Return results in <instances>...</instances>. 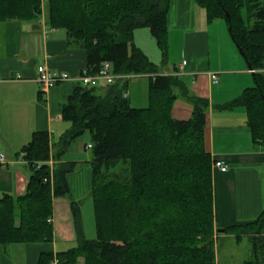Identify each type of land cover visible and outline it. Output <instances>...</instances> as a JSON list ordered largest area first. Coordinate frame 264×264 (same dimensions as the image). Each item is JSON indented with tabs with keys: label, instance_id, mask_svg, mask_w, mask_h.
I'll return each mask as SVG.
<instances>
[{
	"label": "trees",
	"instance_id": "obj_1",
	"mask_svg": "<svg viewBox=\"0 0 264 264\" xmlns=\"http://www.w3.org/2000/svg\"><path fill=\"white\" fill-rule=\"evenodd\" d=\"M208 21L225 19L228 33L252 69L254 85L214 104L245 108L254 142L264 145V0H194ZM169 0H47L46 21L65 29L69 43L86 51L87 73L103 60L122 75L149 74L148 102L134 106L123 77L102 89L76 81L61 106L68 127L53 141L35 130L21 147L30 168L22 195L0 194V245L50 242L52 197L68 196L75 243L55 251L56 264H215L211 157L203 146L206 97L189 91L176 73H162L135 44V28L147 26L162 60L168 48ZM41 0H0V22L39 15ZM191 107L187 119L171 115L176 99ZM90 137V196L94 235L84 233L63 160L78 136ZM52 159L51 178L48 159ZM52 179V181H50ZM17 218V221H16ZM264 206L256 218L224 227L248 235L250 254L241 264H264ZM42 251L38 264H50Z\"/></svg>",
	"mask_w": 264,
	"mask_h": 264
},
{
	"label": "crops",
	"instance_id": "obj_2",
	"mask_svg": "<svg viewBox=\"0 0 264 264\" xmlns=\"http://www.w3.org/2000/svg\"><path fill=\"white\" fill-rule=\"evenodd\" d=\"M46 1L41 0V11L33 18L0 22V150L6 155V162L0 164V194L24 193L30 168L20 149L35 130H47L53 141L68 127L61 116V106L76 77L86 67V51L69 43L64 28L47 23L42 9ZM227 29L219 18L208 21L204 9L194 0H169L168 39L171 41L173 34L176 36L183 56L172 68L168 63L160 68L162 73L178 74L191 93L208 99L203 146L212 161L220 159L227 164V169L222 171L211 162L215 264H219V238L236 237L224 227L254 220L264 206V145L252 140L243 106L226 110L214 107L254 85L252 70ZM182 60L185 64L180 68ZM39 64L62 71L70 79L43 90L37 80ZM210 72L217 74L216 82L211 81ZM123 79L127 81L123 93L130 103L138 107L147 105L149 74L125 75ZM104 86L100 81L96 87L100 90ZM170 112L175 118L187 119L191 107L183 98H178ZM80 136L67 148L75 157L63 158L76 162L74 170L67 174L69 195L74 199H80L90 190V157L82 155L83 148L77 144ZM87 144L83 143V147ZM51 204L52 240L0 245V264H38L40 252L52 251L54 256L56 250L75 243L69 197L53 196ZM243 237L248 235L236 237V241ZM73 264H84L83 258L78 257Z\"/></svg>",
	"mask_w": 264,
	"mask_h": 264
},
{
	"label": "rangeland",
	"instance_id": "obj_3",
	"mask_svg": "<svg viewBox=\"0 0 264 264\" xmlns=\"http://www.w3.org/2000/svg\"><path fill=\"white\" fill-rule=\"evenodd\" d=\"M44 2V0H43ZM44 12H46V4L42 8ZM223 20L226 24L225 19L219 18ZM227 26V25H226ZM228 30V29H227ZM134 42L142 47L144 53L149 56V58L157 64L160 68H163L164 65L168 63V65L172 68V65L177 64L178 61L181 59L183 54H181V49L178 45V40L176 36L173 34L171 41L168 39V48H167V56L166 60H162V54L158 49L156 42L151 35L149 28L147 26L137 27L135 28L134 32ZM98 90V88H96ZM68 122V121H67ZM69 124V122H68ZM54 139H57L54 137ZM90 141V137L88 133H84L77 139L78 146H82V155L84 153L85 157H90V149L87 146ZM83 143H86V148L83 147ZM74 154L66 150L63 155V158H73ZM54 161H52V164ZM90 185V179H89ZM79 187V185H77ZM63 196V195H61ZM77 200L78 208H79V218L81 221V225L83 227L84 233L86 235H94V220H93V209H92V199L90 193H86L80 199ZM71 208V206H70ZM72 213V211H71ZM73 218V214H72ZM74 222V219H73ZM226 239V241H225ZM228 239V240H227ZM74 245V244H73ZM250 240L246 237L240 241H236V237H221L218 240V260L219 264H233V263H240L242 259L247 258L250 254Z\"/></svg>",
	"mask_w": 264,
	"mask_h": 264
},
{
	"label": "built area",
	"instance_id": "obj_4",
	"mask_svg": "<svg viewBox=\"0 0 264 264\" xmlns=\"http://www.w3.org/2000/svg\"><path fill=\"white\" fill-rule=\"evenodd\" d=\"M184 64H185V60H182L179 64V67L182 68ZM36 71H37V80L40 83L41 88L43 90H46V88L53 83L70 79L66 73L62 71L49 70V68H47L43 64L37 65ZM124 76L125 75L114 73L112 71L111 63L108 60H103L98 70L95 73L90 74L87 73L85 69H83L76 77V81L87 86H97L100 81H103L105 84H109L115 82L117 79ZM209 76L212 82L217 81V74L215 72H210ZM88 146L90 145L88 144ZM52 161L53 160L51 158L48 159L47 161L50 165V178L52 171ZM5 162H6V155L2 150H0V164H3ZM212 165L214 167L219 168L222 171L227 169V164L220 159H214L212 161ZM50 181H52V179H50ZM51 219H52L51 216L47 218L48 221H51ZM56 263H57V259L54 255L50 264H56Z\"/></svg>",
	"mask_w": 264,
	"mask_h": 264
}]
</instances>
